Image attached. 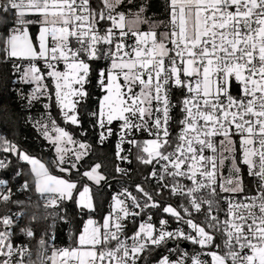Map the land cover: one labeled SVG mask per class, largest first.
<instances>
[{
	"label": "snow or ice",
	"instance_id": "obj_1",
	"mask_svg": "<svg viewBox=\"0 0 264 264\" xmlns=\"http://www.w3.org/2000/svg\"><path fill=\"white\" fill-rule=\"evenodd\" d=\"M123 4L0 0V25L5 26L0 54L11 65L13 84L31 86L28 92L16 89L29 108L47 99L34 126L56 156L42 162L2 134L0 153L30 165L32 183L25 180L17 191L34 190L45 209L72 201L88 216L75 246H53L48 260L148 264L149 255L163 248L167 254L155 264H264V0H166V20L147 16L144 3L136 12L122 11ZM142 24L149 26L146 31ZM33 25L38 26L35 34ZM101 60L106 66L95 74L98 107L87 113L99 130L98 143L103 146L115 136L119 161L131 164L134 147L136 160L150 169L135 183L136 194L125 187L112 195L102 223L93 214L96 196L111 188L108 177L99 171L100 163L81 172L93 146L75 140L51 112L54 101L65 123L81 125L92 62ZM11 119L7 108L0 109V120ZM173 122L179 129L175 136ZM145 133L148 139H137ZM81 134L87 135L82 127ZM69 144L78 147L69 149ZM11 163L8 156L0 159V171ZM53 167L67 177L53 174ZM114 171L130 178L119 164ZM23 174L19 169L13 179ZM14 195L9 180L0 178V204L19 209L0 215V264H34L29 246L13 243L17 228L28 238L35 235L30 226L21 227L26 202ZM172 198L178 203H170ZM153 209L177 227L169 230L163 216L157 227ZM49 217L48 228H54L56 216L43 218ZM129 218L136 225L131 235ZM28 219L35 223L38 217ZM170 241L176 242L174 248L167 247ZM182 241L199 251L189 254ZM39 243L46 245L44 236Z\"/></svg>",
	"mask_w": 264,
	"mask_h": 264
},
{
	"label": "trees",
	"instance_id": "obj_2",
	"mask_svg": "<svg viewBox=\"0 0 264 264\" xmlns=\"http://www.w3.org/2000/svg\"><path fill=\"white\" fill-rule=\"evenodd\" d=\"M98 2V0H97ZM144 3L147 5L146 15L152 17L155 20H166V0H132L131 3L124 1V4L121 6V10L128 12L129 9L133 11H138L139 6ZM147 24H142L140 26L141 30L146 31L148 29ZM5 30L4 25H0V33H3ZM163 30V29H160ZM30 32L35 34L38 32V26L33 25L30 28ZM93 83L88 85L90 92V99L88 100V105L86 108L81 109V125H71L70 123H65L62 117V114L59 112L54 101L52 103L51 112L52 115L56 118L57 122L61 127H65L67 131L73 134L74 138L81 141H86L87 143L92 144L91 155L86 158L85 167L81 168V172L84 171L88 165L100 163L102 168L100 172L106 174L108 177V183L111 184V188L104 187L102 192L96 196L97 201V210L93 214V218H97L102 221V218L106 215L109 210V205L111 202L112 194L115 190L120 188L123 185H129L135 187V183H139L143 176L146 175L148 168L140 164L136 160L137 150L132 148L131 152V164L127 162L119 161L115 153V144L117 138L115 136L110 137L105 141L103 146H100L98 143V134L99 130L92 127V118L88 116V112L95 110L98 107L97 97L101 95L100 90L95 87V74L96 71L101 67H105V62L102 61H93ZM14 76L11 75V65L2 61L0 65V109L7 108L8 111L12 114V119L6 123L0 120V134L5 135L9 140L13 141L18 145L22 150L27 151L32 156L41 159L43 162H50L56 156L55 150L52 147V144L46 140L39 132V130L34 126V120L38 119L40 114L43 113L44 103L48 102L47 99L42 98L39 101H35L31 108L27 106V101L22 100L16 91L17 88L23 89L25 92L29 91L30 86L23 84L16 85L13 84ZM81 127L86 131L87 135L84 136L81 134ZM147 134H137V139L144 140L148 139ZM124 147H129L125 145ZM6 153H0V156ZM9 155V154H6ZM12 159L11 169L16 171L18 168H22L24 171V178L32 183L31 176L29 174V165L26 163L17 161L14 155H9ZM119 164L122 168H127L130 173L129 177H122L120 174L114 171L115 166ZM52 172L58 176L67 177V173H60L59 169L53 167ZM73 180L79 179L78 174L73 172ZM90 183V182H89ZM245 183L247 188H251V180L246 178ZM95 191V188H94ZM29 197H23L22 200L26 202L25 212L27 213L25 220V225L30 226L35 231V236L38 238L41 234L47 231L48 225L51 224L53 219L49 217L44 219L43 217L47 213H53L49 209H45L41 202L39 201V196L35 191L27 192ZM64 205L67 207V217L71 220L72 226L74 228V233L68 238L67 236V224L59 222L55 226L58 235L59 245H64L67 247H74L76 236L78 235L79 230L81 229L83 223L88 219L87 215H82L77 208L76 204L72 201H65ZM35 214L38 219L35 223H31L28 217ZM57 218V217H56ZM176 245H167L168 248H174ZM180 247L184 249L181 245ZM186 250V249H184ZM189 254L192 253V250H186ZM161 254H167L166 249H159L156 252L152 253L148 257V264H155V261L159 258ZM175 259V256L172 257ZM190 262V261H189Z\"/></svg>",
	"mask_w": 264,
	"mask_h": 264
},
{
	"label": "built area",
	"instance_id": "obj_3",
	"mask_svg": "<svg viewBox=\"0 0 264 264\" xmlns=\"http://www.w3.org/2000/svg\"><path fill=\"white\" fill-rule=\"evenodd\" d=\"M2 61H3V56H2V54H0V65H1ZM102 62H105V61H102ZM233 91L235 93L236 92V89H233ZM175 115L176 114L174 113V116ZM113 127H118V125L114 123ZM178 130H179L178 129V126L173 122V124L171 126L172 135L175 136L176 133L178 132ZM5 156H8V158L12 162L11 157L9 155H6V154L0 156V159H3ZM19 169H22V168H18L17 170H19ZM149 170L150 169L148 168L147 172ZM16 171H13L11 169V165H10V167L8 169L0 171V178H5V179H8L9 180L10 185L13 188V192L15 193V195L13 196V199H20V200H22L23 197L28 198L29 195H28L27 192H20V191H17V189H19L20 185H22L26 179L24 178V174L22 176L15 177V179H13V177L15 176V172ZM224 172H225V175H226L227 174V169L226 168H225ZM23 173H24V171H23ZM125 187L129 188V190H131L133 192V194H136L135 193V187H131L129 185H123V186H121L120 188H118L117 190H115L113 194L121 191ZM251 188H252V181H251ZM251 188H249V189H251ZM165 198H167V193H165ZM39 201H40V198H39ZM169 202L170 203H173V204L178 203V201L175 198H172L171 200H169ZM64 203H65V201L61 203V205H60L59 208H49V210L52 211L53 214L57 217L55 219V226L57 225L58 222H59V224H61V223L67 224V236H68V238H70V236L74 233V228L72 226L71 220L66 215L67 212H68V209L64 205ZM111 203H112V200H111L110 204ZM41 204H42V202H41ZM9 208L11 209L12 212H15V211H18L19 210V209H17V207L15 205L5 206L3 204H0V215L7 214L8 211H9ZM152 212H153V223H155L157 227H159L158 221H159V219L162 216L164 218H166V219L169 220V230H173V229H175L177 227V223L175 222V220H173L167 214H163L160 211L155 210V209H153ZM107 213H106V215H107ZM61 216H64L66 218V221L67 222H65V220H61L60 219ZM24 218L21 221V227L26 226L25 225ZM94 219H96L98 222L102 223V221H100L99 219H97V218H94ZM140 219H141L140 217H137L136 218V225L139 224ZM144 219L145 220L147 219V216L146 215L144 216ZM52 223H53V221L51 222V224ZM136 225H134L131 222V218H129L128 229H127L129 235H131V233L134 230V228H135ZM33 231H34V229H33ZM46 232H47L48 235H45ZM34 233H35V231H34ZM53 235H54L55 238L54 239H49V237L50 236H53ZM41 236H44L45 239H46V241H47L46 245H44V246H41L40 243H39ZM41 236H39L38 238H36V236L34 235L33 238H28V237L22 235L19 232V229L17 228V229H15V235L13 236L12 239H13V243L14 244H27L29 246V249L31 251V259L34 262V264H51V262L48 260V257H50L52 255L53 246L55 248H57V249H59V248H67V246L59 245V243H58L57 230H56L55 227L54 228H49L47 231L43 232L41 234ZM183 242H187V241H182L180 243V245ZM217 242L219 243V240ZM187 243H189V242H187ZM189 245H190L189 249H186V250H190L191 249L192 250V253L195 252V251H199L198 246H194L191 243H189ZM204 258L205 259H210L209 257H204ZM57 264H59L58 261H57Z\"/></svg>",
	"mask_w": 264,
	"mask_h": 264
},
{
	"label": "rangeland",
	"instance_id": "obj_4",
	"mask_svg": "<svg viewBox=\"0 0 264 264\" xmlns=\"http://www.w3.org/2000/svg\"><path fill=\"white\" fill-rule=\"evenodd\" d=\"M124 1H126L127 3H129L128 2V0H124ZM132 1V0H131ZM132 12H136V11H133V10H131ZM141 26V25H140ZM61 67H62V65H61ZM31 90V86H30V88H29V91ZM42 99V98H41ZM45 103H48V102H45ZM44 103V104H45ZM42 115V113L40 114V116ZM40 116H39V118H40ZM75 140H77V141H81V140H79V139H76V138H74ZM50 142V141H49ZM51 143V142H50ZM67 147L69 148V149H74V148H76V147H78V145H72V144H69V145H67ZM41 160V159H40ZM42 161V160H41ZM43 162V161H42ZM29 167H30V165H29ZM227 169V168H226ZM100 171V170H99ZM227 175V174H226ZM189 264H191V262H189Z\"/></svg>",
	"mask_w": 264,
	"mask_h": 264
},
{
	"label": "water",
	"instance_id": "obj_5",
	"mask_svg": "<svg viewBox=\"0 0 264 264\" xmlns=\"http://www.w3.org/2000/svg\"><path fill=\"white\" fill-rule=\"evenodd\" d=\"M169 245H176V242H175V241H171V242H169ZM181 246H182L184 249H189V247H190L189 243H187V242H183V243L181 244Z\"/></svg>",
	"mask_w": 264,
	"mask_h": 264
}]
</instances>
